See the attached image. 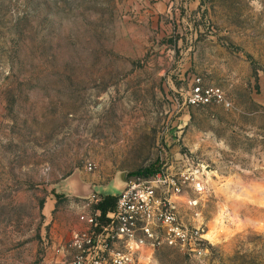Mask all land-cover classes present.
Returning <instances> with one entry per match:
<instances>
[{
	"label": "rangeland",
	"instance_id": "rangeland-1",
	"mask_svg": "<svg viewBox=\"0 0 264 264\" xmlns=\"http://www.w3.org/2000/svg\"><path fill=\"white\" fill-rule=\"evenodd\" d=\"M196 77L233 106L180 107ZM166 166L202 168L178 210L217 238L145 263L264 264V0H0V264H62L107 197L72 174Z\"/></svg>",
	"mask_w": 264,
	"mask_h": 264
},
{
	"label": "built area",
	"instance_id": "built-area-1",
	"mask_svg": "<svg viewBox=\"0 0 264 264\" xmlns=\"http://www.w3.org/2000/svg\"><path fill=\"white\" fill-rule=\"evenodd\" d=\"M233 106L219 86L194 78L180 107ZM202 168L162 167L147 177L128 178L126 189L116 198L115 207L106 213L86 209L79 223L62 245V264H146L149 251L162 247L195 250L204 240L206 223L184 222L178 204L190 190L206 193ZM150 257V256H149Z\"/></svg>",
	"mask_w": 264,
	"mask_h": 264
},
{
	"label": "water",
	"instance_id": "water-1",
	"mask_svg": "<svg viewBox=\"0 0 264 264\" xmlns=\"http://www.w3.org/2000/svg\"><path fill=\"white\" fill-rule=\"evenodd\" d=\"M69 189L73 195L79 198H90L95 195H106L117 197L128 185V173L118 171L107 185L95 184L82 179L80 173L72 174L69 179Z\"/></svg>",
	"mask_w": 264,
	"mask_h": 264
},
{
	"label": "trees",
	"instance_id": "trees-1",
	"mask_svg": "<svg viewBox=\"0 0 264 264\" xmlns=\"http://www.w3.org/2000/svg\"><path fill=\"white\" fill-rule=\"evenodd\" d=\"M150 175H142L140 177H147V176H150ZM116 199L117 198L114 197V196L104 197L102 203L98 206V208H100V210L103 213H106V212H108L110 210H113L114 207H115Z\"/></svg>",
	"mask_w": 264,
	"mask_h": 264
},
{
	"label": "bare ground",
	"instance_id": "bare-ground-1",
	"mask_svg": "<svg viewBox=\"0 0 264 264\" xmlns=\"http://www.w3.org/2000/svg\"><path fill=\"white\" fill-rule=\"evenodd\" d=\"M205 237L210 241H214L217 238V230L214 229V227L211 228L209 232L206 233Z\"/></svg>",
	"mask_w": 264,
	"mask_h": 264
}]
</instances>
